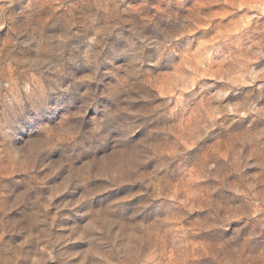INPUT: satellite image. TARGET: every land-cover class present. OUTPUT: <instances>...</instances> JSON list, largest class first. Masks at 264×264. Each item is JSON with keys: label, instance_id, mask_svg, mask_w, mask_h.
Masks as SVG:
<instances>
[{"label": "rangeland", "instance_id": "obj_1", "mask_svg": "<svg viewBox=\"0 0 264 264\" xmlns=\"http://www.w3.org/2000/svg\"><path fill=\"white\" fill-rule=\"evenodd\" d=\"M0 264H264V0H0Z\"/></svg>", "mask_w": 264, "mask_h": 264}]
</instances>
